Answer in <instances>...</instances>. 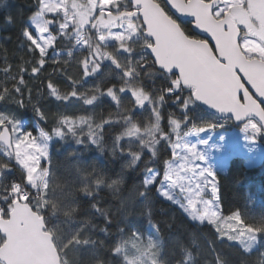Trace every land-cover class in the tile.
<instances>
[{"label":"snow or ice","instance_id":"6c2138e0","mask_svg":"<svg viewBox=\"0 0 264 264\" xmlns=\"http://www.w3.org/2000/svg\"><path fill=\"white\" fill-rule=\"evenodd\" d=\"M12 8L0 0L22 51L0 45V264H250L257 252L264 264V212L225 210L209 159V148L227 153L225 137L201 135L234 121L249 144L264 137V0ZM56 143L76 147L57 162ZM88 150L123 163L105 170ZM136 171L140 184L126 187ZM153 191L191 232L162 236Z\"/></svg>","mask_w":264,"mask_h":264},{"label":"trees","instance_id":"16d2710c","mask_svg":"<svg viewBox=\"0 0 264 264\" xmlns=\"http://www.w3.org/2000/svg\"><path fill=\"white\" fill-rule=\"evenodd\" d=\"M26 2L27 0H9V3L13 5V14H15L17 6H25ZM18 34L19 23L4 28L3 16L0 14V45L8 49L10 56L14 52L17 57L22 54L16 39ZM9 37H11V40L8 39ZM49 70L51 71V68ZM45 103L46 107H51L55 110V105H48L47 102ZM21 111L23 113L22 119L26 125L35 123L31 109ZM69 111L73 110L69 109ZM232 127L234 126L230 121V127L224 129H230ZM260 140L264 142L263 137H261ZM69 147L76 146L74 144L65 145L56 143L53 149L54 161H63L65 151ZM84 158L89 161H96L97 165L105 170L118 171L120 165L123 163L120 159L112 160L107 156V153L105 156L101 157L99 153L94 150L85 151ZM218 173L221 180V197L226 211L228 209L247 208V210L256 215H260L264 212V159L261 163L250 167L246 165L244 157L234 156L230 161L228 171L226 173L218 171ZM141 179L142 174L139 171L130 172L128 174L126 187L130 188L132 185L140 184ZM100 196L103 198L102 202L106 208L112 209L118 204V200L107 189H103L100 192ZM150 200L153 221L159 224L163 237L167 238L175 233L185 234L186 236L187 233L193 230L192 223L183 215L181 210L160 198L155 191L150 194ZM135 219L142 230L147 231L149 229L148 222L145 218L136 217ZM96 222L103 226L102 219ZM115 224L116 220H114L111 226L113 233L116 230ZM170 225L171 227H169ZM100 236L103 238V234H100ZM260 251L264 252V249H260ZM259 258V252L255 253L250 258V264H255L256 260Z\"/></svg>","mask_w":264,"mask_h":264},{"label":"rangeland","instance_id":"374dc122","mask_svg":"<svg viewBox=\"0 0 264 264\" xmlns=\"http://www.w3.org/2000/svg\"><path fill=\"white\" fill-rule=\"evenodd\" d=\"M228 125H230V122L225 124V126ZM201 135H203L205 138H207L208 135H211L212 139L210 140V145L219 142L220 136L225 137L224 142L227 145V150H228L227 153L223 151L221 152L212 151L211 148H209L210 151L209 159L212 162V164L216 167L217 171L226 173L228 171L230 161L234 156L244 157L246 165L250 167L261 163L262 160L264 159V150L262 149L261 145H259L258 143L261 142L260 140L261 138H259L256 143L249 144L245 140L244 133L241 131L240 127L234 126L230 129L218 128L211 133H204ZM250 147L253 148L254 151L249 152ZM226 155L229 156V158L225 159Z\"/></svg>","mask_w":264,"mask_h":264},{"label":"water","instance_id":"95a60500","mask_svg":"<svg viewBox=\"0 0 264 264\" xmlns=\"http://www.w3.org/2000/svg\"><path fill=\"white\" fill-rule=\"evenodd\" d=\"M232 123H233L234 126H237V122L232 121Z\"/></svg>","mask_w":264,"mask_h":264},{"label":"flooded vegetation","instance_id":"af4514ba","mask_svg":"<svg viewBox=\"0 0 264 264\" xmlns=\"http://www.w3.org/2000/svg\"><path fill=\"white\" fill-rule=\"evenodd\" d=\"M190 27V26H189Z\"/></svg>","mask_w":264,"mask_h":264}]
</instances>
